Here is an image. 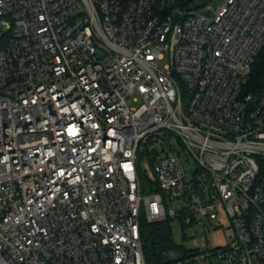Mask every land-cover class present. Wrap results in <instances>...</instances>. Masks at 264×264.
<instances>
[{
	"label": "built area",
	"instance_id": "2783aa9c",
	"mask_svg": "<svg viewBox=\"0 0 264 264\" xmlns=\"http://www.w3.org/2000/svg\"><path fill=\"white\" fill-rule=\"evenodd\" d=\"M191 6L0 0V264H147L142 218L225 227L167 264H264V0Z\"/></svg>",
	"mask_w": 264,
	"mask_h": 264
},
{
	"label": "trees",
	"instance_id": "16d2710c",
	"mask_svg": "<svg viewBox=\"0 0 264 264\" xmlns=\"http://www.w3.org/2000/svg\"><path fill=\"white\" fill-rule=\"evenodd\" d=\"M198 0H184L186 5H193ZM264 83V47L252 66L247 91L257 93ZM145 191H149L145 189ZM141 237L147 264H167L170 251L175 243L169 220L150 223L142 218Z\"/></svg>",
	"mask_w": 264,
	"mask_h": 264
},
{
	"label": "rangeland",
	"instance_id": "374dc122",
	"mask_svg": "<svg viewBox=\"0 0 264 264\" xmlns=\"http://www.w3.org/2000/svg\"><path fill=\"white\" fill-rule=\"evenodd\" d=\"M168 61V57L161 61L163 66ZM184 166L189 173L196 168V162L192 157L183 159ZM148 172L152 174L149 168ZM191 175V174H190ZM171 230L175 243V250L180 252L194 251L195 249L205 247L222 246L226 242L225 227L214 229L213 225L196 221L191 224H185L180 219H175L171 223ZM171 255L170 257H174Z\"/></svg>",
	"mask_w": 264,
	"mask_h": 264
},
{
	"label": "water",
	"instance_id": "95a60500",
	"mask_svg": "<svg viewBox=\"0 0 264 264\" xmlns=\"http://www.w3.org/2000/svg\"><path fill=\"white\" fill-rule=\"evenodd\" d=\"M211 1H212V0H198L197 2H195V3L190 7V9H191V10L198 9V8L203 7L204 5L210 3ZM254 102H255V100H253L251 103H249L248 108L253 107Z\"/></svg>",
	"mask_w": 264,
	"mask_h": 264
}]
</instances>
